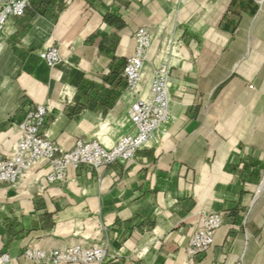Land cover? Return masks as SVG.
Masks as SVG:
<instances>
[{
    "label": "crops",
    "instance_id": "1",
    "mask_svg": "<svg viewBox=\"0 0 264 264\" xmlns=\"http://www.w3.org/2000/svg\"><path fill=\"white\" fill-rule=\"evenodd\" d=\"M261 12L259 0H30L0 39V160L38 105L66 150L128 134L123 74L143 27L155 40L142 92L169 60L172 120L134 161L0 186V254L36 264L30 248L105 243L103 264H264V46L247 37ZM54 46L63 62L50 68ZM216 212L214 247L190 263V238Z\"/></svg>",
    "mask_w": 264,
    "mask_h": 264
},
{
    "label": "built area",
    "instance_id": "2",
    "mask_svg": "<svg viewBox=\"0 0 264 264\" xmlns=\"http://www.w3.org/2000/svg\"><path fill=\"white\" fill-rule=\"evenodd\" d=\"M29 6L30 0H10L4 5L0 13V39L8 21L23 17ZM153 43V33L147 28H140L135 34L134 54L127 59L123 77L128 92L135 98L129 112L131 131L128 134L111 147L99 139L77 140L72 149L66 150L52 141L46 132L49 107L38 105L30 109L17 125L18 140L11 152L0 160V186H17L33 172L38 175L47 169L50 171L41 179L48 185L62 184L71 180L72 173L83 169L98 170L116 163L134 161L138 152L147 148L172 120L169 60L158 65L147 93L142 92L145 62ZM42 57L50 68L63 62L58 46L44 51ZM224 225L225 214L222 212L202 218L186 248L190 263L214 247L216 235ZM24 257L36 264H103L107 258V246L105 243H80L48 252L30 248ZM12 262L13 257L9 252L0 254V264Z\"/></svg>",
    "mask_w": 264,
    "mask_h": 264
},
{
    "label": "rangeland",
    "instance_id": "3",
    "mask_svg": "<svg viewBox=\"0 0 264 264\" xmlns=\"http://www.w3.org/2000/svg\"><path fill=\"white\" fill-rule=\"evenodd\" d=\"M9 1L10 0H0V13L3 11L4 5L7 4ZM259 1L261 2L262 12L260 16L252 22L251 24L252 28L247 37L252 38V39H257L258 43L264 46V0H259ZM144 28H147L153 33L154 40H155L154 31L148 27H144ZM0 34H1V31H0Z\"/></svg>",
    "mask_w": 264,
    "mask_h": 264
},
{
    "label": "bare ground",
    "instance_id": "4",
    "mask_svg": "<svg viewBox=\"0 0 264 264\" xmlns=\"http://www.w3.org/2000/svg\"><path fill=\"white\" fill-rule=\"evenodd\" d=\"M49 171H50V169H47L45 172L38 174V178L41 179V177L46 175V173H48Z\"/></svg>",
    "mask_w": 264,
    "mask_h": 264
}]
</instances>
